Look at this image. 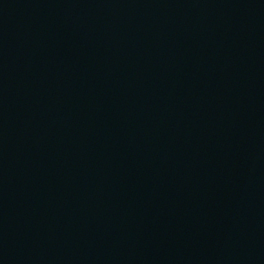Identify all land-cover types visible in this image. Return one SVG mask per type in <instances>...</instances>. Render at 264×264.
Returning <instances> with one entry per match:
<instances>
[{
    "label": "water",
    "instance_id": "obj_1",
    "mask_svg": "<svg viewBox=\"0 0 264 264\" xmlns=\"http://www.w3.org/2000/svg\"><path fill=\"white\" fill-rule=\"evenodd\" d=\"M0 264H264V0H0Z\"/></svg>",
    "mask_w": 264,
    "mask_h": 264
}]
</instances>
